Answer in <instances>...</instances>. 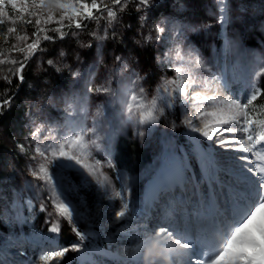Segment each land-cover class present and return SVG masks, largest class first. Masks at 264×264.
I'll use <instances>...</instances> for the list:
<instances>
[{"label":"snow or ice","instance_id":"obj_1","mask_svg":"<svg viewBox=\"0 0 264 264\" xmlns=\"http://www.w3.org/2000/svg\"><path fill=\"white\" fill-rule=\"evenodd\" d=\"M132 2L133 0H123V3L122 0H0V25L9 19L11 9L23 23L33 24L35 28L31 37L20 34L16 27L7 28V34H15V39L19 42L12 44L11 50L23 54L22 61H11L19 64L14 75L21 82L24 81L22 72L26 62L38 51L44 50L41 42L56 39L48 35L49 32L56 33L59 39H63L69 35L66 30L74 28L77 31L71 34L79 35L80 30L88 27L86 21H95L99 27L101 19L107 20L108 27H112L118 17L116 6L119 5V11H123ZM134 2L145 13L140 18L143 23L154 0ZM219 4L221 15L218 22H226L224 12L227 5L224 0H219ZM16 22V19L11 21L13 25ZM166 23L171 21L155 25L157 41L162 40L168 32ZM53 24L56 27H48ZM197 31L198 28L194 25L181 26L177 46L164 54V61L161 62H167L174 70L175 78L163 77L156 88V94L149 100L145 88L140 84L144 77L133 72L128 77L131 87L125 85L121 105L126 106L127 121L137 127L140 137L144 136V128L156 125L165 116V109H172L174 105L182 106L185 113L182 122L187 130L211 142L208 147L215 146L212 153H206L201 146V163L208 169L210 162L220 165L227 161L226 170L236 177V182L228 186L223 201L209 197L207 188H204L202 191L205 199L197 201V206L190 209V202L185 197L193 176L189 174L190 165L184 162L183 157H178L179 164L174 167L172 178L163 183L157 181L151 188L144 189L143 207L136 211L127 198L128 178L112 162L111 140H105L102 147L98 142L95 124L88 128L77 115L69 122L67 130L47 126V135H44L45 126H37L31 133L36 142L31 159L36 163L29 170L34 180L42 181L43 185L30 184V188L44 187L49 190L48 198L59 219L54 222L46 220V223H50L48 232L59 234L61 220L67 221L79 242L59 247L58 250L42 251L38 262L34 261L33 264H51L53 261L61 264L68 253H79L82 249L87 251L84 241L89 233L80 230V212L65 195L60 175L64 169H75L78 172L82 170V174L86 173L87 177H91L108 199H119V210L114 213L116 223L123 227L129 219L135 220L136 227L125 232V238L130 241L125 252L131 254L126 264H142L145 248L154 241L171 249V264H264V103H258L264 97V88L258 86V81L264 77V65L250 79L246 71L242 74L246 89L237 94L229 87L228 78L215 75L190 43H185L183 48L179 46V42L187 41L189 32ZM7 34L5 41L8 40ZM91 34L97 41H103L107 37V28L104 35L97 31ZM152 39L149 34L144 43L151 42ZM229 43L231 46L233 42ZM85 46L91 47L90 44ZM100 47L98 44V53ZM63 55L61 52V56ZM116 60L121 61V57L117 56ZM4 62L0 60V64ZM47 63L54 65L53 60H48ZM127 67L125 64L124 68ZM68 70L74 79H83L78 69L68 67ZM57 71L60 69L57 68ZM87 92L115 95L110 83L95 89L88 87ZM86 100V95L66 98L64 102L69 109L68 117H73V112H84ZM10 103L11 99L5 100L0 108ZM192 139L196 140L197 137L194 135ZM18 147L22 152L28 151L24 145ZM93 150L104 152L107 166L116 172L115 181L120 183L119 189L101 170L104 165L96 158ZM228 152L244 154L225 156L224 153ZM196 179L199 180V177ZM34 198L27 201L30 209L34 207ZM40 211H47L43 199ZM22 222L27 223V218ZM56 239V236H42L36 243L47 244ZM0 264L6 262L0 258ZM156 264L161 262L156 261Z\"/></svg>","mask_w":264,"mask_h":264},{"label":"rangeland","instance_id":"obj_2","mask_svg":"<svg viewBox=\"0 0 264 264\" xmlns=\"http://www.w3.org/2000/svg\"><path fill=\"white\" fill-rule=\"evenodd\" d=\"M172 3L170 13L164 17L158 12L162 5L154 2L147 11L146 21L143 23L140 18L145 13L134 3L127 5L138 11L134 23L121 14L125 12L127 6L123 11H119V5L116 6L119 13L117 22H114L112 27H108L107 20L99 21V27L95 31L104 35V30L107 28V37L103 41H98L92 51L84 47L76 52L73 42L79 36L71 34L74 30H67L69 35L66 42H69V46L63 47L71 48V51L63 52V56L57 53L53 61L60 67L67 65L72 70L78 69L83 79H74L71 75L65 89L53 95L51 100L44 101L46 109L38 107L33 110L28 120L26 138L20 143L28 151L22 152L18 147L16 156H13L7 165V170H3L5 178L0 180V258L6 264H33L34 261L38 262L42 251L58 250L59 247L79 242L67 221L61 220L59 234L48 232L50 223H46V220L54 222L59 219L48 198L49 190L44 187L30 188V184L43 185L42 181L34 180L29 170L36 163L31 159L36 146L31 133L37 126H45L44 135H47V126L67 130L69 122L77 115L83 119L84 125L88 128L95 124L101 146H104L105 140L109 138L111 140L112 162L128 178L127 198L136 211L143 207L144 189L151 188L157 181L163 183L172 178L173 170L169 169V161L174 160L177 167L178 157H183L184 162L190 165L189 174L193 176L185 197L190 202V209L197 206V201L205 199L202 189L207 188L209 197L214 200L219 198L222 202L228 186L236 182V177L226 170L227 161H223L220 165L210 162L208 169L201 163V146L206 153H212L215 146L208 147L211 142L187 130L182 122L185 115L182 106L176 105L172 109H165V116L161 117L156 125L144 128V136L140 137L137 127L127 121V109L126 106L121 105V96L125 85L131 87L128 77L133 72L144 77L140 84L145 88L149 100L156 94V88L163 77L175 78L174 70L167 62L161 61H164V54L170 48L177 46L179 29L184 25H194L198 31L189 32L187 41L179 42V46L183 48L185 43H190L215 75L228 78L229 87L234 92L237 94L245 92L246 83L242 74L246 71L250 79L251 75L264 65V0H225L226 22H218L221 15L219 0L190 2L174 0ZM155 14L156 16H153ZM167 21H171L166 23L168 32L164 34L162 40L157 41L154 27ZM221 29L225 31L224 37L221 35ZM149 34L153 37L152 41L144 43L145 37ZM230 41L233 42L231 46ZM98 44L101 45L99 53ZM117 56L121 57V61L116 60ZM33 64L39 69L44 63L35 57ZM125 64L128 66L127 69L124 68ZM109 83L115 93L113 96L87 92L88 87L95 89L101 85L108 86ZM73 95L77 97L86 95V110L73 112V117H68L69 109L64 101ZM48 108L51 109V114H48ZM175 131L188 136L197 149L195 156L188 155L186 150L183 152L180 150L174 135ZM194 135L197 137L196 140L192 139ZM119 141H124V145L130 149L128 158L121 161V165L118 163L116 151ZM93 152L104 165L101 170L119 189L120 183L115 181L116 172L112 167L107 166L104 152L96 150ZM243 154L224 153L225 156ZM208 174L212 175L215 189L210 188ZM60 175L63 178L65 195L80 212V230L90 233L93 241L103 248V253L114 262H126L131 254L125 252L130 243L129 239L125 238V232L136 227L135 220L129 219L123 227L116 223L114 213L119 210V199H108L91 177H87L86 173L82 174V170L78 172L75 169H64ZM196 177H199V180ZM31 197L35 198L34 207L30 209L27 201ZM41 199L47 209L45 212L40 211ZM24 218H27V223L22 222ZM42 236H56L57 239L38 245L36 241ZM67 237L70 239L68 240ZM72 254L73 252L68 253L63 260H71ZM80 260H83L82 255Z\"/></svg>","mask_w":264,"mask_h":264},{"label":"trees","instance_id":"obj_3","mask_svg":"<svg viewBox=\"0 0 264 264\" xmlns=\"http://www.w3.org/2000/svg\"><path fill=\"white\" fill-rule=\"evenodd\" d=\"M173 1L174 0H154L157 4L162 5L161 10L158 11L161 13L160 16H168ZM186 1L190 2L193 0ZM133 3L135 4L134 0L129 4L131 5ZM9 12V19L6 20L3 25H0V53H3L0 55V60L5 61L3 64H0V105H2L5 100L11 99L9 105L0 108V180L5 178L3 170H7L9 161L17 154L18 145H20L22 139L26 138L29 125L28 120L33 110L38 107L46 109V102L44 103V101L51 100L53 95L65 89L71 76L68 68L60 67V65H55V63L54 65H49L47 63L48 60L56 59L54 55H57V53L61 54V52L71 51V48H66L67 45L69 46V42H66L67 36L63 39H59L58 34L52 32H49L48 35L54 36L56 39L52 41H42L41 47L44 50L38 51L37 54L26 62V67L22 72L24 81L21 82L19 78L14 75L15 69L19 67V64H13L11 61H22L23 54L11 50V45L19 42L15 39V34H7V28L16 27L20 34H27L29 37H31L32 32L35 31V28L33 24L23 23L12 11L9 10ZM121 14L134 23L138 16V11H134L130 6H127L125 12H121ZM156 14L153 16H156ZM12 19H16L17 22L15 25L11 23ZM85 23L88 24V27L80 30L79 35H76L79 37L73 42V48H75L76 52H79V50L84 47L92 51L94 45L99 43L91 34L98 27L97 23L95 21H86ZM48 27H56V25L53 24ZM72 30L77 31L76 29H71L70 31ZM220 32L222 37H224L225 31L221 29ZM6 34L8 35L7 41L4 39ZM29 42L31 41L29 40ZM71 43L72 42H70V44ZM89 44L91 47L85 46ZM64 45L66 46L63 47ZM35 57L44 63L42 68H35L33 64ZM57 68H59L60 71H57ZM258 86L264 88V77L258 81ZM258 103H264V97H261ZM173 107H176V105ZM47 111L48 114H51L50 108H48ZM174 135L177 140V146L182 152L186 150L188 155H196L197 149L187 135L180 131H175ZM129 150V147L124 145V141L118 142L116 151L119 165H121V161L128 158ZM208 176L211 184H213L211 175L209 174ZM73 234L76 236L74 232ZM67 239L69 240L70 238L67 237ZM84 245L87 251L82 249L79 253L73 252L72 259H65L61 264H126V262L122 261L116 263L104 254L103 248L99 247L96 242L93 241V236L90 233L84 241ZM81 255L83 256L82 261L80 260Z\"/></svg>","mask_w":264,"mask_h":264},{"label":"clouds","instance_id":"obj_4","mask_svg":"<svg viewBox=\"0 0 264 264\" xmlns=\"http://www.w3.org/2000/svg\"><path fill=\"white\" fill-rule=\"evenodd\" d=\"M170 251V248L161 246L159 241H154L145 248L142 264H156V261H160L161 264H171L169 259Z\"/></svg>","mask_w":264,"mask_h":264},{"label":"bare ground","instance_id":"obj_5","mask_svg":"<svg viewBox=\"0 0 264 264\" xmlns=\"http://www.w3.org/2000/svg\"><path fill=\"white\" fill-rule=\"evenodd\" d=\"M168 166H169L170 171H172V170L174 169V167H175V162H174V160H170Z\"/></svg>","mask_w":264,"mask_h":264}]
</instances>
